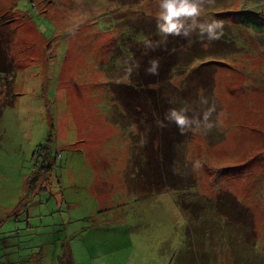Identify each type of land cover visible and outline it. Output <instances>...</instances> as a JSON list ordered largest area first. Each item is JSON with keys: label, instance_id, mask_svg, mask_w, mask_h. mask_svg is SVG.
Instances as JSON below:
<instances>
[{"label": "rangeland", "instance_id": "374dc122", "mask_svg": "<svg viewBox=\"0 0 264 264\" xmlns=\"http://www.w3.org/2000/svg\"><path fill=\"white\" fill-rule=\"evenodd\" d=\"M197 3L211 39L159 0H0V264H264V0Z\"/></svg>", "mask_w": 264, "mask_h": 264}, {"label": "clouds", "instance_id": "9594fccd", "mask_svg": "<svg viewBox=\"0 0 264 264\" xmlns=\"http://www.w3.org/2000/svg\"><path fill=\"white\" fill-rule=\"evenodd\" d=\"M159 11L156 13V24L159 32L167 34H187L185 19L190 18L192 28H198L201 33H206L211 39L215 36V30L219 27L213 18L209 22L198 21L201 15L197 0H159ZM169 117L177 124L185 123V116L181 111L170 110Z\"/></svg>", "mask_w": 264, "mask_h": 264}, {"label": "trees", "instance_id": "16d2710c", "mask_svg": "<svg viewBox=\"0 0 264 264\" xmlns=\"http://www.w3.org/2000/svg\"><path fill=\"white\" fill-rule=\"evenodd\" d=\"M190 25V27L192 28V23L191 24H189ZM192 29H194V30H196L197 28H192ZM197 31V30H196ZM195 32V31H194ZM196 34H197V32L195 33V37H196ZM185 35H188V34H185ZM158 36H156V39L154 40V43H152V44H154V47H155V50L156 51H158L159 49H166V51L165 52H163L162 54H161V57L162 58H160V59H155L154 58V60L153 61H155V63L153 64V67H154V69L155 70H153V80H155L154 82H152V83H157L156 82V79H163L164 77H166V75H168L167 73L168 72H170V71H173L174 70V68H175V66H176V63H178L177 62V60H175L174 58H172L173 57V51H171V46L168 48V46H167V44L169 43V40L166 38V39H164L162 42H157V38ZM140 40H142L141 38H139ZM140 44V46H141V48L143 49V47H144V45H145V43H139ZM169 50H170V52H169ZM232 51H234V50H230L229 51V53L230 52H232ZM228 53V52H227ZM139 58V57H138ZM139 65L137 66V68H136V71H138V69L141 67V65H142V63H143V60H141V58H139ZM161 63V65L162 64H164V66L163 67H161V65H160V67L158 66V64H160ZM169 63V64H168ZM158 69V70H157ZM143 70L142 69H140L139 70V73H141ZM128 78H130V77H128ZM169 78L170 77H167V78H165L164 80H169ZM135 79L137 80V82L140 80V77H138V76H135ZM14 75L11 77V82H12V84H10V92H11V94H13L14 93V89H13V84H14ZM148 84V83H147ZM129 87H131V89H135V85H126V86H124V88H126V89H128V92L130 93V90H129ZM145 89H143V91H144ZM121 91V90H120ZM119 91V92H120ZM14 101L12 100V103H13ZM167 111H170V110H166V112ZM181 111V110H180ZM168 113V112H167ZM182 114L183 115H185V113H183L182 112ZM163 121H165V120H163ZM166 123H167V121H165ZM172 122V121H171ZM170 122V123H171ZM165 126V124L163 123V125H162V127H164ZM171 128H173V130L174 131H176V133H178V134H183L182 132L184 131L183 130V125H180V124H177L175 121H174V123H172L171 124ZM168 130V129H167ZM169 131V130H168ZM170 134L171 135H173V133L172 132H170ZM170 134H166V135H169L170 136V141H169V139H166L165 138V142H164V145H162V146H164L165 148H166V150H165V154H167V155H169L171 158H173V154L170 152V150H171V145H170V143H172V136L170 135ZM167 157V156H166ZM188 184V183H187ZM193 187H194V182H191V183H189V187H187V189H190V188H192L193 189ZM150 192H155V193H159V192H161V188H159V189H157V190H151V191H148V193H150ZM188 192H190V193H193L194 194V191L193 190H191V191H188ZM181 194H183V193H187V191H182V192H180ZM190 256V257H189ZM197 256V254H196V250H195V247L194 246H190V248H187L186 249V252H185V254L181 257V253H180V261H178L177 262V264H193L192 262H193V259L195 258ZM67 257L68 258H64V260H65V262H64V260L61 262V264H71V253H68L67 254Z\"/></svg>", "mask_w": 264, "mask_h": 264}]
</instances>
